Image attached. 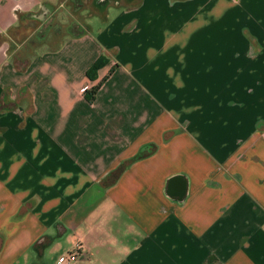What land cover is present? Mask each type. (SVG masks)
<instances>
[{
	"label": "crops",
	"instance_id": "1",
	"mask_svg": "<svg viewBox=\"0 0 264 264\" xmlns=\"http://www.w3.org/2000/svg\"><path fill=\"white\" fill-rule=\"evenodd\" d=\"M76 243L264 264V0H0V264Z\"/></svg>",
	"mask_w": 264,
	"mask_h": 264
},
{
	"label": "trees",
	"instance_id": "2",
	"mask_svg": "<svg viewBox=\"0 0 264 264\" xmlns=\"http://www.w3.org/2000/svg\"><path fill=\"white\" fill-rule=\"evenodd\" d=\"M106 59L104 56L100 55L94 62L93 64L87 69L86 74L89 78H92L93 75L95 74V71L100 68L104 63H105ZM104 79V78H103ZM102 81V79L100 80V82ZM100 82H98L97 84L93 85L89 90H86L84 92V97L87 100H91L92 97L94 96L97 88L100 85Z\"/></svg>",
	"mask_w": 264,
	"mask_h": 264
},
{
	"label": "built area",
	"instance_id": "3",
	"mask_svg": "<svg viewBox=\"0 0 264 264\" xmlns=\"http://www.w3.org/2000/svg\"><path fill=\"white\" fill-rule=\"evenodd\" d=\"M92 86L89 87V89L91 88ZM85 89V87L83 88V90ZM81 252V247L78 243H76L73 248L64 253L63 256L61 257L60 261H59V264H71L73 263L77 257L79 256V253Z\"/></svg>",
	"mask_w": 264,
	"mask_h": 264
}]
</instances>
